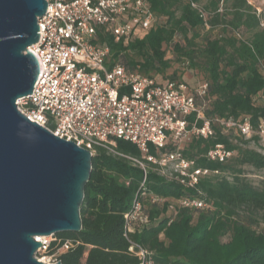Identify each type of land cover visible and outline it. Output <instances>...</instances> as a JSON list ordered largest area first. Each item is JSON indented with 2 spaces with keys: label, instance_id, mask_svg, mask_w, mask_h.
Here are the masks:
<instances>
[{
  "label": "trees",
  "instance_id": "1",
  "mask_svg": "<svg viewBox=\"0 0 264 264\" xmlns=\"http://www.w3.org/2000/svg\"><path fill=\"white\" fill-rule=\"evenodd\" d=\"M200 1L147 0L157 22L126 43L98 28L97 42L109 48L105 65L120 64L127 72L183 82L163 75L170 67L166 59L170 47L176 62L200 71L201 81L208 83V118L248 117L256 127L264 116V28L247 0H208L203 6ZM191 3L203 10L205 19ZM214 28L218 29L212 36ZM233 29L243 30L245 38L237 37ZM212 127V137L192 138L182 149L196 167L211 172L200 177L196 189L167 181L152 166L146 170V194L163 202L141 197L149 223L130 238L151 251L156 264H264V183L253 185L245 172V167L264 169V149L260 151L257 137L244 140L222 134L214 123ZM251 143L255 147H249ZM215 144H223L234 155L224 163L208 160L206 152ZM114 150L141 159L130 142L117 140ZM142 179V170L128 159L96 149L80 207L81 230L56 233L50 246L53 251L66 240L75 244L60 256L61 264H138L127 252L123 215ZM183 198H201L206 207L182 208L178 201ZM226 236L228 241L223 242Z\"/></svg>",
  "mask_w": 264,
  "mask_h": 264
},
{
  "label": "built area",
  "instance_id": "2",
  "mask_svg": "<svg viewBox=\"0 0 264 264\" xmlns=\"http://www.w3.org/2000/svg\"><path fill=\"white\" fill-rule=\"evenodd\" d=\"M45 1L46 12L37 19L39 40L29 48L38 62L40 79L32 94L16 101V108L29 121L92 155L102 148L142 170L139 190L123 215V235L128 254L138 264H156L153 253L130 238L131 233L149 223L141 197H147L150 203L163 202L145 192L148 167L152 166L167 181L196 189L200 177L211 172L185 158L184 145L192 138L212 137L213 123L224 135H237L244 140L257 137L264 144V116L256 127L248 117L211 119L206 116V81L191 85L127 72L120 64L107 68L109 48L97 42L98 28H104L115 41L123 43L144 34L157 22L147 0ZM191 6L206 18L198 5ZM117 140L135 145L141 159L115 151ZM168 146L171 148L165 150ZM233 155L223 144H215L206 152L208 160L220 163ZM178 205L206 207L201 198H183ZM169 208L174 210L171 205ZM34 239L41 243L34 256L45 264H61L60 256L75 246L66 240L51 251L55 241L52 236Z\"/></svg>",
  "mask_w": 264,
  "mask_h": 264
},
{
  "label": "water",
  "instance_id": "3",
  "mask_svg": "<svg viewBox=\"0 0 264 264\" xmlns=\"http://www.w3.org/2000/svg\"><path fill=\"white\" fill-rule=\"evenodd\" d=\"M45 0H0V264H45L34 237L79 232L92 154L29 121L16 101L40 79L29 48ZM56 264H60L59 262Z\"/></svg>",
  "mask_w": 264,
  "mask_h": 264
},
{
  "label": "rangeland",
  "instance_id": "4",
  "mask_svg": "<svg viewBox=\"0 0 264 264\" xmlns=\"http://www.w3.org/2000/svg\"><path fill=\"white\" fill-rule=\"evenodd\" d=\"M208 0H201L200 1V6H203L204 4L207 3ZM229 4V2H228ZM247 5L250 7L251 12H253L256 17L258 18V22L260 23V27L264 28V0H247ZM225 6L224 3L220 4V11H223V7ZM218 28H214L212 29L211 35L214 36L216 31ZM205 29L202 31H200V34L204 35L205 33ZM233 33L239 37V38H245L244 34L245 32L243 30H237V29H233L232 30ZM243 35V36H242ZM196 43H201L202 40L200 37L195 39ZM175 55L171 52V48L170 47H166V59H168L170 61V67L168 69H166V71L164 72V76L166 77H170L172 75L175 76V78L179 81H183L186 82L188 84H195L199 81H201L202 79H204L203 74L196 70V69H190L189 67H187L185 64H181L176 62L174 59ZM156 79L159 78L158 75H153ZM249 147H255L252 143L249 145ZM258 147H260V151H262V149H264V144L262 143H258ZM245 172L247 173L248 179L252 182L253 185L255 186H260L262 185V183H264V169L263 170H259L256 171L252 168L249 167H245ZM173 205H175L173 203ZM172 212V210L170 211ZM240 216L243 215L242 212L239 213ZM53 239H55L54 235L52 236ZM223 242L228 241V236L222 238ZM38 256V255H37Z\"/></svg>",
  "mask_w": 264,
  "mask_h": 264
}]
</instances>
